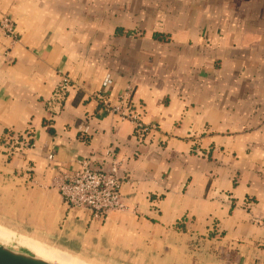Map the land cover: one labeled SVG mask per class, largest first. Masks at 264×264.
Listing matches in <instances>:
<instances>
[{"label":"crops","instance_id":"0c3cea01","mask_svg":"<svg viewBox=\"0 0 264 264\" xmlns=\"http://www.w3.org/2000/svg\"><path fill=\"white\" fill-rule=\"evenodd\" d=\"M2 15L0 222L122 263L264 264V0H0ZM60 72L77 87L50 116ZM126 85L157 126L139 139L94 98ZM5 133L32 139L11 154ZM109 147L124 208L67 205L51 166Z\"/></svg>","mask_w":264,"mask_h":264},{"label":"built area","instance_id":"2783aa9c","mask_svg":"<svg viewBox=\"0 0 264 264\" xmlns=\"http://www.w3.org/2000/svg\"><path fill=\"white\" fill-rule=\"evenodd\" d=\"M0 29L8 36L15 35L14 25L11 18L2 15L0 18ZM108 80L105 81V83ZM77 84L65 73H59L48 98L44 101L45 109L50 116L58 114L63 107L68 92L76 88ZM131 86L126 85L113 98H108L103 93L94 94V98L103 109L111 114H115L122 119L129 120L133 124V133L139 139L148 131L157 126L153 123H145L139 112L136 110L130 99ZM80 127L83 135L88 131V124L84 123ZM32 139L30 133L13 136L4 134L3 142L7 145V151L15 154ZM49 160H53V154L47 155ZM101 162L96 166H91L89 158L78 161L79 167L70 174L61 172L56 167V174L52 177V185L57 189L63 201L69 206L85 208L94 216L106 214L110 210L122 209L124 204L120 199V188L125 180L122 175V160L117 157L114 148L109 147Z\"/></svg>","mask_w":264,"mask_h":264},{"label":"bare ground","instance_id":"6f19581e","mask_svg":"<svg viewBox=\"0 0 264 264\" xmlns=\"http://www.w3.org/2000/svg\"><path fill=\"white\" fill-rule=\"evenodd\" d=\"M9 232V230H8ZM10 234V232H9ZM7 233V231L3 228H0V244H4V245H7L9 246L8 242L7 241H4L5 239L7 240H10L11 238L13 240H16L20 245L23 246L24 250L25 251H28V252H31L47 261H50V262H54V263H57V264H91V263H88L78 257H76L75 255H71L70 253H63V252H59V251H56L54 249H51L49 247H46L42 244H39V243H35L34 241H30V240H27V239H22L20 238V236H15L14 235H11L13 237H10ZM4 239V240H2ZM54 248V247H53ZM95 264V263H94Z\"/></svg>","mask_w":264,"mask_h":264},{"label":"rangeland","instance_id":"374dc122","mask_svg":"<svg viewBox=\"0 0 264 264\" xmlns=\"http://www.w3.org/2000/svg\"><path fill=\"white\" fill-rule=\"evenodd\" d=\"M0 228H2V229L4 228L7 231L8 234L10 232V234L11 235H14V237L19 234L18 236H20V238H22V239H27V240H30V241L32 240L35 243L42 244V245H44L46 247H49V248L54 249V250L59 251V252L70 253L71 255H75L76 257H78V258H80V259H82V260H84V261H86L88 263H91V264H94V263L95 264H131L129 262H123L122 263V262H120L118 260H115L114 258H111V257H108V256H100V257H96V258H91V257L85 256L83 254H75L73 252L66 251V250L61 249L59 247L57 248V247H55L53 245H50V244H47V243L38 241V240L32 238L29 234L22 233V232H20L18 230H14V229H12L9 226L4 225L2 222H0ZM8 230H9V232H8ZM15 234H17V235H15ZM11 235H10V237H13ZM2 240H4V239H2ZM4 241H7L8 242L9 247H12V248H14L16 250L25 251L24 248H23V246L20 245L16 240H13L12 238L10 240L5 239ZM26 252H28V251H26ZM29 253H31V252H29Z\"/></svg>","mask_w":264,"mask_h":264},{"label":"water","instance_id":"95a60500","mask_svg":"<svg viewBox=\"0 0 264 264\" xmlns=\"http://www.w3.org/2000/svg\"><path fill=\"white\" fill-rule=\"evenodd\" d=\"M0 264H57L35 254L0 244Z\"/></svg>","mask_w":264,"mask_h":264}]
</instances>
